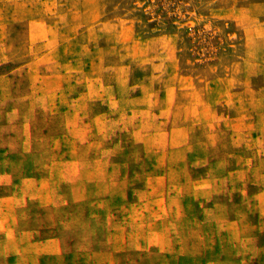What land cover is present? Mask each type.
<instances>
[{
	"label": "rangeland",
	"instance_id": "374dc122",
	"mask_svg": "<svg viewBox=\"0 0 264 264\" xmlns=\"http://www.w3.org/2000/svg\"><path fill=\"white\" fill-rule=\"evenodd\" d=\"M57 3L0 0V264H264L206 199L264 154V0Z\"/></svg>",
	"mask_w": 264,
	"mask_h": 264
},
{
	"label": "clouds",
	"instance_id": "9594fccd",
	"mask_svg": "<svg viewBox=\"0 0 264 264\" xmlns=\"http://www.w3.org/2000/svg\"><path fill=\"white\" fill-rule=\"evenodd\" d=\"M96 8L97 0H58L57 3L58 15L71 18L70 27L78 31L84 30L87 18ZM233 153L230 166L235 171L227 178L220 176L207 193L209 211L215 217L209 220L208 227L220 230L224 223L230 222L244 240L256 242L264 237V215L259 214L264 210V195L256 198V194L264 190V154L253 150L251 145ZM219 159L222 158L214 156L212 161ZM212 171L209 169L207 174L211 175ZM245 195L247 202H244ZM214 251L218 255L224 251L223 239L215 245Z\"/></svg>",
	"mask_w": 264,
	"mask_h": 264
}]
</instances>
